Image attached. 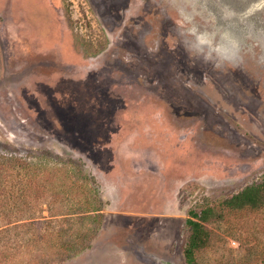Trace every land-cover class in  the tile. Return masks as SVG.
Returning a JSON list of instances; mask_svg holds the SVG:
<instances>
[{
  "label": "rangeland",
  "instance_id": "374dc122",
  "mask_svg": "<svg viewBox=\"0 0 264 264\" xmlns=\"http://www.w3.org/2000/svg\"><path fill=\"white\" fill-rule=\"evenodd\" d=\"M263 184L264 0H0V264H264Z\"/></svg>",
  "mask_w": 264,
  "mask_h": 264
},
{
  "label": "trees",
  "instance_id": "16d2710c",
  "mask_svg": "<svg viewBox=\"0 0 264 264\" xmlns=\"http://www.w3.org/2000/svg\"><path fill=\"white\" fill-rule=\"evenodd\" d=\"M262 188H264V184L247 186L239 193L225 199L223 204L230 208L237 206L241 207L244 205L256 207L261 202L260 196ZM215 215L216 212L214 208L209 206L201 209L199 212L194 210L188 211L185 224L188 228L189 234L183 249L186 264H194L195 250L204 247L208 242L209 232L206 228L205 222Z\"/></svg>",
  "mask_w": 264,
  "mask_h": 264
},
{
  "label": "bare ground",
  "instance_id": "6f19581e",
  "mask_svg": "<svg viewBox=\"0 0 264 264\" xmlns=\"http://www.w3.org/2000/svg\"><path fill=\"white\" fill-rule=\"evenodd\" d=\"M147 15V14H146ZM19 25V24H18ZM21 25V24H20Z\"/></svg>",
  "mask_w": 264,
  "mask_h": 264
}]
</instances>
